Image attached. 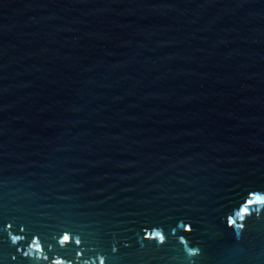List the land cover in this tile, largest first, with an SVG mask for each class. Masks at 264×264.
I'll return each mask as SVG.
<instances>
[{
	"label": "water",
	"instance_id": "95a60500",
	"mask_svg": "<svg viewBox=\"0 0 264 264\" xmlns=\"http://www.w3.org/2000/svg\"><path fill=\"white\" fill-rule=\"evenodd\" d=\"M0 264H264V0H0Z\"/></svg>",
	"mask_w": 264,
	"mask_h": 264
}]
</instances>
